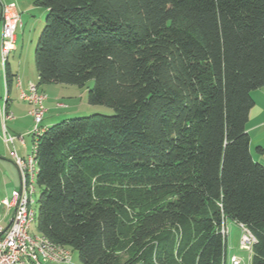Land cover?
Returning <instances> with one entry per match:
<instances>
[{"label": "trees", "instance_id": "1", "mask_svg": "<svg viewBox=\"0 0 264 264\" xmlns=\"http://www.w3.org/2000/svg\"><path fill=\"white\" fill-rule=\"evenodd\" d=\"M35 6L48 13L38 87L93 81L88 103L115 111L38 139V233L80 264H227L231 220L264 264V166L247 133L264 88V0ZM6 74L10 85L8 63Z\"/></svg>", "mask_w": 264, "mask_h": 264}, {"label": "built area", "instance_id": "2", "mask_svg": "<svg viewBox=\"0 0 264 264\" xmlns=\"http://www.w3.org/2000/svg\"><path fill=\"white\" fill-rule=\"evenodd\" d=\"M21 14L15 5H3L1 12V56L4 65L8 63L9 56L16 44V32L21 24ZM20 99L30 106L29 114L34 120V128L30 132L34 143L30 155L20 158L17 150L24 146V137L12 136L6 131L3 140L13 146V161L20 171L21 186L14 190L10 197L0 201V264H73L71 250L57 245L47 237L32 233L36 224L37 211L35 195L37 192L38 163L36 161L38 139L45 132L43 122L45 119L47 95L40 92L39 87L30 85L27 91L20 87ZM3 122L14 120V115L6 108L3 111ZM242 235L240 249L250 253L257 244V239L243 225H240ZM222 233L227 236V226H223ZM238 256L230 258L231 264H244Z\"/></svg>", "mask_w": 264, "mask_h": 264}, {"label": "rangeland", "instance_id": "3", "mask_svg": "<svg viewBox=\"0 0 264 264\" xmlns=\"http://www.w3.org/2000/svg\"><path fill=\"white\" fill-rule=\"evenodd\" d=\"M35 2L36 0H0V10L2 5H11L13 3L17 6L16 9L21 16L23 15L21 20L23 24H20L16 32L18 42L14 46L8 62L12 65L14 73L20 71L28 78L32 75L34 77L37 76L34 54L48 15L47 12H44L45 9L36 7ZM3 71H5V65L0 52V76ZM93 85V81H89L83 87L64 84L52 85L54 87L49 89L44 87L48 97L46 107L52 108V111L46 115L45 121L53 126L64 121L86 118L97 114L105 116L115 115V111L112 108L102 105L93 106L88 103V93ZM7 95L8 87L3 79L2 82L0 81V120L1 113L6 105ZM18 95L15 89L12 88L10 98L13 100L16 96L19 97ZM0 129L2 130L1 127ZM8 130H12L10 123H8ZM31 137H27L26 141L28 148L31 147L32 150L33 142ZM11 151H13V146L6 145L0 136V201L10 197L11 193L14 190H18L21 185L20 171L10 157ZM18 153L21 155L19 151ZM41 192V189L37 186V192L34 197L36 201L34 209L36 211L39 209L38 200ZM226 226L228 229L227 264H231L230 258L234 255L242 258L244 264H251L250 253L240 249L242 229L231 220L226 222ZM31 231L32 233H37V224L33 225ZM71 254L73 264H80L77 252L71 250Z\"/></svg>", "mask_w": 264, "mask_h": 264}, {"label": "crops", "instance_id": "4", "mask_svg": "<svg viewBox=\"0 0 264 264\" xmlns=\"http://www.w3.org/2000/svg\"><path fill=\"white\" fill-rule=\"evenodd\" d=\"M2 6L0 10V37H1V25H2L1 24ZM15 7L17 6L15 5ZM44 12H47V11L45 10ZM22 17L23 15L21 16V20H22ZM17 42H18V38H17L15 46L17 45ZM0 52H1V39H0ZM8 68H9L10 75L12 76L11 78L12 81L10 82V85L7 84L6 65H5V71H3L2 75L0 76V81L2 82V80L4 79L8 87V95L6 99V105L4 108H6V110L9 113H12L14 115V120L4 123L3 122V113H4L3 111L4 110L2 111L0 127L2 128L3 131L0 129V136L3 139L4 132L6 131L8 134L12 136L24 137L25 145L20 146L18 148L17 155L20 158L26 159L31 153L30 152L31 147L28 148L26 138L31 137L30 132L31 130H33L32 128H34V120L32 116L29 114L30 106L26 102L20 99V87L22 88L23 91H27L30 85L38 86L39 77H38V73H37V76L35 75L36 77L32 75L29 78L26 77L24 73L20 71L17 73H14L12 65L9 62H8ZM52 85H56V84H49V85L41 86L39 87V90L40 92L45 93L47 95V92L44 89V87H48L47 89H49L50 87H54ZM12 88H14L15 91L19 94L18 95L19 97L16 96L15 99L13 100L10 98ZM252 98L255 104L250 112L249 122L247 124V133L249 134V137H250V150H251V154H252L254 161L264 166V152L259 151V148H262L264 150V88L254 91L252 93ZM46 109H47V112L45 114V119L43 122V127L45 128V130H47L48 128L52 126L51 124L47 123V121H45L46 115L52 111V108L48 106L46 107ZM8 123H10V126L12 128V130L10 131L8 130ZM32 142L34 143L33 138H32ZM18 151L21 153V155H19ZM12 153L13 151L10 152V157L13 160Z\"/></svg>", "mask_w": 264, "mask_h": 264}]
</instances>
